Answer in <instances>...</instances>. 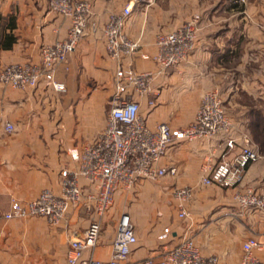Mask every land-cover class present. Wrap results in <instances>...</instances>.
Masks as SVG:
<instances>
[{"label":"crops","instance_id":"1","mask_svg":"<svg viewBox=\"0 0 264 264\" xmlns=\"http://www.w3.org/2000/svg\"><path fill=\"white\" fill-rule=\"evenodd\" d=\"M85 1L91 4V14L84 36L55 74L66 85L65 93L53 91L42 79L35 89L25 91L0 84V264H66L69 241L81 237L94 217L76 207L70 210L65 225L53 228L34 221L38 218L23 222L2 219L12 200L26 203L44 190L59 194L60 171L77 167L70 153L80 151L102 132L114 76L102 30L108 16L126 5L133 11L124 32L140 44L139 54L132 59L136 73L155 69L150 59L139 56L154 54L156 35L175 31L199 16L195 48L187 61L151 83L154 107H148L149 98L138 99L146 124L150 128L158 123L183 128L194 113L191 99L217 89L233 124L232 136L248 133L260 155L248 167L239 188L203 187L204 171L223 154L221 139L171 145L160 166L175 168L176 175L164 177L161 187L138 181L130 190L136 199L126 212L137 236L130 258L140 262L157 257L186 235L203 256H216L219 264H237L244 241L254 238L264 244V214L249 210L239 219L233 200L235 192L245 188L264 197V134L262 143L251 136L256 114L257 119H264V0H247L242 9L226 16H217L213 10L230 7L231 0ZM69 24L49 10L48 0H0V69L39 65L41 47L63 40ZM6 124L13 126L12 132L5 131ZM80 184L92 192L86 181L80 180ZM175 187L193 189L185 205L186 220L177 217L178 205L171 198ZM165 227L171 234L158 241ZM113 237L114 233L103 228L94 251L96 260H108ZM257 255L264 261V251Z\"/></svg>","mask_w":264,"mask_h":264},{"label":"built area","instance_id":"2","mask_svg":"<svg viewBox=\"0 0 264 264\" xmlns=\"http://www.w3.org/2000/svg\"><path fill=\"white\" fill-rule=\"evenodd\" d=\"M142 1L134 0V3ZM48 7L51 12L69 21L66 37L41 47L39 65L15 64L0 69L2 86L25 91L35 89L42 79L57 93L67 91L66 85L55 79L56 70L74 52L84 36L91 4L85 0H48ZM131 13L132 7L126 5L120 12L110 14L102 30L106 55L114 63L113 93L102 132L80 151L70 153L77 167L60 171L59 194L44 190L26 203L12 200L9 211L2 219L42 218L51 226H59L66 224L70 210L76 207L83 209L89 217L94 216L82 236L69 241L66 264H219L216 256H203L186 235L176 246L162 250L157 257L132 261L130 257L137 244V236L127 212L121 213L117 219L108 260L102 262L94 258L105 215L116 195L130 191L138 181L157 182L166 176L176 175L175 168L160 166L162 157L174 143L221 139L223 154L216 164L204 171L200 179L203 187L237 189L248 167L260 159L248 133H241L237 138L232 136L233 124L225 113L217 89L204 93L194 119L183 128L174 129L166 123L150 128L146 124L140 114L138 99L154 96L151 83L166 70L187 61L195 48L199 16L191 17L175 31L156 35L154 54L139 56L144 60L150 59L155 69L136 73L132 68V59L139 54L140 44L124 32ZM147 105L153 108L155 101L149 98ZM5 131L12 132L13 126L6 124ZM80 180L92 186L91 193L85 191ZM192 195L191 187L172 189L171 198L178 205V219L188 218L185 205ZM233 200L240 214L249 210L264 214V197L251 188L237 190ZM170 234V228L165 227L157 240L165 241ZM263 251L264 244L249 238L242 244V255L237 264H264L257 255Z\"/></svg>","mask_w":264,"mask_h":264},{"label":"rangeland","instance_id":"3","mask_svg":"<svg viewBox=\"0 0 264 264\" xmlns=\"http://www.w3.org/2000/svg\"><path fill=\"white\" fill-rule=\"evenodd\" d=\"M246 2H247V0H245V2H240L239 0H231V2H230L231 4H228L230 7L227 8V7L220 6L219 8L218 7L215 8L213 11H215V15H217V16H224V15L226 16L228 14H234V13L237 12L236 9H238V8H241L242 9L243 6H244V4ZM261 6L264 7V3ZM139 10H141V7H139ZM132 11H133V8H132ZM203 95H202V97H203ZM202 97L201 98H198V97H195L194 96V99H191L192 100V108L194 109V113H193L191 119L189 120V122L186 124V126L189 123H191V121L194 119V116L196 114L197 108H198V106L201 103ZM108 104H109V100H108ZM108 104L106 106V114L108 112V109L107 108H109V105ZM223 106H224V104H223ZM248 106L250 108H253L254 105L249 104ZM256 116L257 117L255 118V126L253 127V131H252V134L253 135H251V136H252V138H254V135H256L255 137H257V140H259V142L262 143L263 141L261 140L262 139V135L261 134H262V132H264V119H257L259 117H258L257 114H256ZM220 142H222V141H220ZM261 153L262 152H260V154ZM148 183L152 187L157 188V187H161L162 186V183H165V182L163 181V178H162V179H159L157 182H148ZM134 199H136V197L134 198L133 191L119 192L116 195V197L114 198V203H113L112 207L109 209V211L107 212V214L105 215V220H104V228L108 229V231L111 234L115 233V223H116L117 217H119V215L121 213L127 211V208L130 207L134 203ZM239 212L240 211H239V208H238L237 215L240 217L239 219H243V217L246 215L245 214L246 212L244 214H240ZM84 219H85V217H84ZM28 220H34V218L25 219V220H22V222L23 221H28ZM86 220L88 221L89 219L86 218ZM86 220H85V222L88 223ZM17 221H19V220H17ZM34 221H39V222L45 223L48 227H51V225H49L42 218L35 219ZM51 228H53V227H51Z\"/></svg>","mask_w":264,"mask_h":264},{"label":"trees","instance_id":"4","mask_svg":"<svg viewBox=\"0 0 264 264\" xmlns=\"http://www.w3.org/2000/svg\"><path fill=\"white\" fill-rule=\"evenodd\" d=\"M252 131H253V127H252ZM262 134H264V132H262ZM256 135H254V139H256L257 142H259V140H257V137H255Z\"/></svg>","mask_w":264,"mask_h":264}]
</instances>
